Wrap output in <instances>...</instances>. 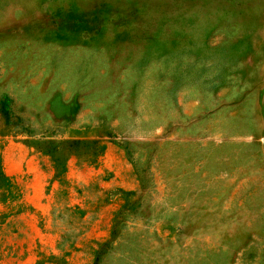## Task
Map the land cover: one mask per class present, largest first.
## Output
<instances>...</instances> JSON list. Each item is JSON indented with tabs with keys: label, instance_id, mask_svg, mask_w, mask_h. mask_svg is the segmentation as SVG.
<instances>
[{
	"label": "rangeland",
	"instance_id": "374dc122",
	"mask_svg": "<svg viewBox=\"0 0 264 264\" xmlns=\"http://www.w3.org/2000/svg\"><path fill=\"white\" fill-rule=\"evenodd\" d=\"M0 264H264V0H0Z\"/></svg>",
	"mask_w": 264,
	"mask_h": 264
},
{
	"label": "trees",
	"instance_id": "16d2710c",
	"mask_svg": "<svg viewBox=\"0 0 264 264\" xmlns=\"http://www.w3.org/2000/svg\"><path fill=\"white\" fill-rule=\"evenodd\" d=\"M0 176H3L2 172L0 171Z\"/></svg>",
	"mask_w": 264,
	"mask_h": 264
}]
</instances>
